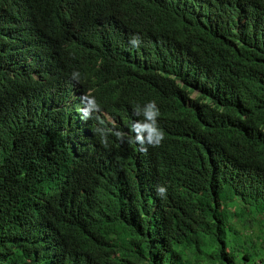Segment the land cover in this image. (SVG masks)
Segmentation results:
<instances>
[{
	"label": "trees",
	"instance_id": "16d2710c",
	"mask_svg": "<svg viewBox=\"0 0 264 264\" xmlns=\"http://www.w3.org/2000/svg\"><path fill=\"white\" fill-rule=\"evenodd\" d=\"M0 264H264V0H0Z\"/></svg>",
	"mask_w": 264,
	"mask_h": 264
},
{
	"label": "clouds",
	"instance_id": "9594fccd",
	"mask_svg": "<svg viewBox=\"0 0 264 264\" xmlns=\"http://www.w3.org/2000/svg\"><path fill=\"white\" fill-rule=\"evenodd\" d=\"M130 43L133 47L138 48L142 43V40L139 36H134L131 38ZM72 78L79 80L80 73L74 71L72 73ZM74 97L79 99V111L77 112L79 114L78 119L85 121L93 114H100L102 117H104L106 123L113 126L116 125L115 120L110 115L103 111L99 113L100 105L98 104L96 98L90 94V92L84 96L75 94ZM160 115V108L155 100L144 101L140 105L135 106L132 115L124 124L125 130L123 132L114 131L113 128L98 129V131L102 132V143L107 146V134L112 133L119 139L120 142L126 141L137 155H144L155 149H158L164 144L166 139V133L160 124ZM97 119L99 118L97 117ZM99 122L101 124L104 123L103 120H100ZM166 191L167 189L164 186L157 187L158 195H164ZM229 225L235 226L239 236L241 237L248 238L251 235V229L240 225L237 220H229Z\"/></svg>",
	"mask_w": 264,
	"mask_h": 264
}]
</instances>
